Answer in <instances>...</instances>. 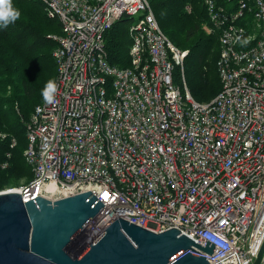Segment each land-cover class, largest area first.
Wrapping results in <instances>:
<instances>
[{"label": "built area", "instance_id": "obj_1", "mask_svg": "<svg viewBox=\"0 0 264 264\" xmlns=\"http://www.w3.org/2000/svg\"><path fill=\"white\" fill-rule=\"evenodd\" d=\"M41 1L62 33L53 36L54 100L25 123L33 177L18 189L23 200L91 191L103 207L87 242L120 217L210 241L209 264H252L264 243V0L229 9L204 0L220 47L221 88L208 102L192 97L186 52L149 0ZM125 16L130 65L121 68L107 59L104 33Z\"/></svg>", "mask_w": 264, "mask_h": 264}, {"label": "trees", "instance_id": "obj_2", "mask_svg": "<svg viewBox=\"0 0 264 264\" xmlns=\"http://www.w3.org/2000/svg\"><path fill=\"white\" fill-rule=\"evenodd\" d=\"M239 1L215 0L217 6L226 9L236 8ZM13 2L21 18L7 28L0 27V191L26 185L33 177L23 156L27 146L25 123L35 105L44 100L41 93L47 82L54 81L53 51L57 43L53 36L62 33L60 22L47 15L41 0ZM149 4L169 41L186 52L183 72L192 97L198 102L210 101L221 88L217 68L220 47L219 31L208 16L204 0H149ZM122 20L104 33L107 59L121 68L130 65L129 27L120 28ZM248 26H252L250 19ZM180 73V67L175 66V82ZM3 162H7L4 168Z\"/></svg>", "mask_w": 264, "mask_h": 264}, {"label": "water", "instance_id": "obj_3", "mask_svg": "<svg viewBox=\"0 0 264 264\" xmlns=\"http://www.w3.org/2000/svg\"><path fill=\"white\" fill-rule=\"evenodd\" d=\"M102 207L91 191L53 201L0 191V264H209L210 241L202 246L175 227L154 232L120 217L87 242L85 228Z\"/></svg>", "mask_w": 264, "mask_h": 264}, {"label": "clouds", "instance_id": "obj_4", "mask_svg": "<svg viewBox=\"0 0 264 264\" xmlns=\"http://www.w3.org/2000/svg\"><path fill=\"white\" fill-rule=\"evenodd\" d=\"M21 18V11L17 8L13 0H0V27L7 28ZM56 85L53 81H48L42 90V97L45 102L51 103L54 100Z\"/></svg>", "mask_w": 264, "mask_h": 264}, {"label": "rangeland", "instance_id": "obj_5", "mask_svg": "<svg viewBox=\"0 0 264 264\" xmlns=\"http://www.w3.org/2000/svg\"><path fill=\"white\" fill-rule=\"evenodd\" d=\"M132 24V18L131 16H125L121 22H119V27H129ZM208 31V28H207ZM19 189L20 186L12 187V188H6L5 190H11V189ZM4 191V190H3ZM92 229V228H91ZM87 233V232H86ZM88 235V234H87ZM91 237H93V232L90 233Z\"/></svg>", "mask_w": 264, "mask_h": 264}, {"label": "bare ground", "instance_id": "obj_6", "mask_svg": "<svg viewBox=\"0 0 264 264\" xmlns=\"http://www.w3.org/2000/svg\"><path fill=\"white\" fill-rule=\"evenodd\" d=\"M16 190H18V188L16 189ZM86 231H88V229L86 230ZM89 232V231H88ZM86 233V232H85ZM86 235V234H85Z\"/></svg>", "mask_w": 264, "mask_h": 264}, {"label": "snow or ice", "instance_id": "obj_7", "mask_svg": "<svg viewBox=\"0 0 264 264\" xmlns=\"http://www.w3.org/2000/svg\"><path fill=\"white\" fill-rule=\"evenodd\" d=\"M106 198H107V194H106Z\"/></svg>", "mask_w": 264, "mask_h": 264}]
</instances>
